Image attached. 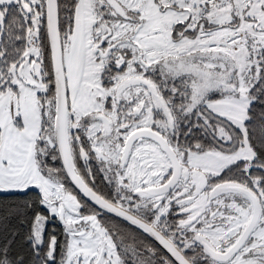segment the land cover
Returning a JSON list of instances; mask_svg holds the SVG:
<instances>
[{
	"label": "snow or ice",
	"instance_id": "1",
	"mask_svg": "<svg viewBox=\"0 0 264 264\" xmlns=\"http://www.w3.org/2000/svg\"><path fill=\"white\" fill-rule=\"evenodd\" d=\"M0 264H264V0H0Z\"/></svg>",
	"mask_w": 264,
	"mask_h": 264
}]
</instances>
